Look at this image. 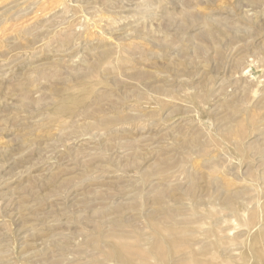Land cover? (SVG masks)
<instances>
[{
  "label": "rangeland",
  "instance_id": "374dc122",
  "mask_svg": "<svg viewBox=\"0 0 264 264\" xmlns=\"http://www.w3.org/2000/svg\"><path fill=\"white\" fill-rule=\"evenodd\" d=\"M0 264H264V0H0Z\"/></svg>",
  "mask_w": 264,
  "mask_h": 264
}]
</instances>
